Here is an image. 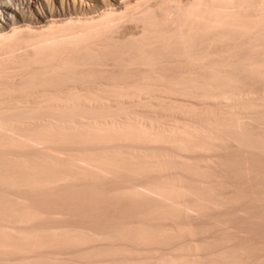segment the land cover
Wrapping results in <instances>:
<instances>
[{"label": "bare ground", "instance_id": "6f19581e", "mask_svg": "<svg viewBox=\"0 0 264 264\" xmlns=\"http://www.w3.org/2000/svg\"><path fill=\"white\" fill-rule=\"evenodd\" d=\"M256 84L264 97V0H0V151L96 148L59 161H16L27 185L158 175V182L118 195L178 208L196 195L171 172L207 179L213 166L145 148L205 153L229 145L219 130H264V101L244 102L258 95ZM167 91L193 95L206 108L157 101L159 115L189 121L167 124L102 115L111 102ZM225 102L240 103L222 108ZM19 106L30 108L28 117L26 107L13 110ZM43 112L48 121L34 117Z\"/></svg>", "mask_w": 264, "mask_h": 264}, {"label": "rangeland", "instance_id": "374dc122", "mask_svg": "<svg viewBox=\"0 0 264 264\" xmlns=\"http://www.w3.org/2000/svg\"><path fill=\"white\" fill-rule=\"evenodd\" d=\"M252 90L259 96L244 102L264 101L261 85H253ZM167 92H152L156 96L149 93L151 96L140 98L146 101L127 100L122 106L111 102L113 109H106L109 112L102 115L119 120L124 115L140 114L155 124H167L189 121L171 113L159 115L157 101L180 100L206 108L193 95ZM239 103L225 102L222 108ZM22 107L13 110L20 112ZM28 108L23 109L26 117ZM26 114L21 113L24 117ZM39 115L34 117L50 119L42 117L44 112ZM117 115L120 118H115ZM219 132L229 140V145L220 150L181 153L164 147L145 148L193 166H213L207 179L183 169L171 172L196 195L182 198L178 208L157 198L135 200L118 195L129 188L154 184L160 180L158 175L136 179L114 175L33 186L27 185L16 167L19 160L59 161L60 157L96 148L59 145L23 152L0 151V264H171L188 260L196 264H264V130ZM214 189L224 197L218 198L212 193Z\"/></svg>", "mask_w": 264, "mask_h": 264}]
</instances>
